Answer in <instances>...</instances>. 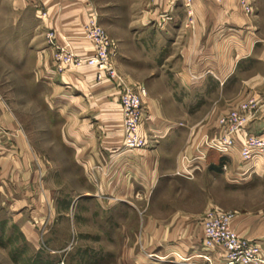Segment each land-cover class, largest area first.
Segmentation results:
<instances>
[{"label":"rangeland","instance_id":"1","mask_svg":"<svg viewBox=\"0 0 264 264\" xmlns=\"http://www.w3.org/2000/svg\"><path fill=\"white\" fill-rule=\"evenodd\" d=\"M92 1L98 12V24L122 55L120 62L114 61L116 74L126 86H140L146 96L167 101L169 94L152 69L165 63L163 70L177 71L180 45L168 44L169 37L155 40L151 29L141 28V11L147 0ZM249 2L253 6L249 16L256 28L255 36L261 39L255 53L260 55L264 52V0ZM8 7L0 6V102L22 134L32 174L30 182L24 185L21 176L11 174L7 179L0 172V264H153L154 258L140 250L138 236L152 223L157 228L173 219L205 211L202 222L206 212L215 207L264 220V176L246 184L232 181L228 175L230 160L217 173L209 170L206 158L190 164L194 168L190 176L175 173L183 157L192 160L197 151H204L201 141L210 136L201 133L191 137L194 154L186 152L188 135L174 136L171 154L165 153L166 150L159 152L160 168L166 177L153 192L144 194L142 201H136L132 195L126 198V204L109 205L107 196L96 194L89 187L88 179L76 164L71 137L62 136V129L68 126L65 127L62 113L52 105L51 93L44 90L37 76V53L51 48L41 24L44 13L29 10L13 13L8 12ZM253 74L264 75L262 61L241 72V78ZM173 95L182 105L200 102L199 94L181 91ZM221 97L219 92L208 93L206 102L200 108L197 105L199 110L193 111L192 117L183 114L182 108L176 115L166 113L178 122L199 128L195 126L205 124L201 120L210 115L214 106L221 108ZM250 99L255 98L245 101ZM232 110L218 116L217 124ZM131 139L122 136L123 148H151V142L136 148ZM172 154L176 156L174 166ZM216 157L221 158L215 152Z\"/></svg>","mask_w":264,"mask_h":264},{"label":"crops","instance_id":"2","mask_svg":"<svg viewBox=\"0 0 264 264\" xmlns=\"http://www.w3.org/2000/svg\"><path fill=\"white\" fill-rule=\"evenodd\" d=\"M3 5L9 6L8 12L13 13L26 10L43 12L41 24L45 37L49 32H54L57 38L59 35L70 37L79 55L91 53L92 48L81 37L82 28L90 18L100 27L92 0H0V6ZM190 10L191 14L188 15L187 9L179 2L147 0L141 11V28L151 29L155 40L160 36L169 37L168 44L180 45L177 55L180 67L177 71L163 70L165 63L152 69L158 73L160 85L169 94L168 100L149 96L142 99L145 122L141 135L147 144L151 142L150 149L123 148L119 95L111 84L97 83L95 71L86 67L58 74L54 68V50L47 47L37 53V76L44 90L51 93L49 98L52 105L62 113L65 127L68 126L62 129V136L71 137L76 164L88 179L89 187H93L96 194L107 196L109 205L126 204V198L132 195L136 201H142L146 197L144 194H150L151 190L153 192L166 177L160 168L159 152L166 150L165 153L171 154L174 136L188 135L186 152L190 150L194 154L191 137L199 133L218 136V116L249 97L257 100L258 110L248 123L247 132L264 136V75L253 74L241 78V72L247 71L256 61L264 64V52L260 55L255 53L261 39L255 36L256 28L250 18L253 6L250 16L243 13L237 0H221L219 3L214 0H193ZM262 47L264 49V41ZM161 49H165V46ZM120 60L122 55L117 53L114 61ZM181 91L193 96L199 94V108L206 102L207 94L214 91L222 95L224 102L220 101L223 104L221 108L214 106L210 115L201 120L205 124L199 123L195 126L199 128H192L166 113L169 111L176 115L182 108L183 114L192 117V112L199 110L197 102L183 106L176 100L173 94ZM22 139L8 110L0 102L1 176L8 179L11 174H16L22 177L25 185L30 182L28 179L32 170ZM238 150L239 144L227 158H214L215 152L209 151L205 164L209 170L218 173L228 159L232 162L229 178L245 184L263 177L264 156L244 164ZM175 158L172 154L173 166L176 165ZM204 212L192 215V218L173 219L157 228L152 223L150 228L142 229L138 234L140 250L154 258L153 264H204L199 260L183 261L202 249L201 218ZM234 213L231 223L233 231L256 242L264 255V220ZM218 253L217 250L212 252L214 264L220 260ZM164 258L170 260L164 262Z\"/></svg>","mask_w":264,"mask_h":264},{"label":"built area","instance_id":"3","mask_svg":"<svg viewBox=\"0 0 264 264\" xmlns=\"http://www.w3.org/2000/svg\"><path fill=\"white\" fill-rule=\"evenodd\" d=\"M170 1L181 3L187 9V14H191L190 6L193 0ZM214 1L221 2V0ZM237 2L245 15L251 14L252 8L249 0H237ZM46 39L54 50L53 62L58 74L86 67L95 71L97 83L106 82L115 88L119 95L122 134L131 137L136 148L145 147L146 140L141 135L145 122L142 107V99L146 97L145 90L140 86L135 88L126 86L116 74L113 66L117 56L115 44L93 18H90L82 28L81 37L92 48L89 55H79L70 37L59 35L57 38L54 32H49ZM254 100L250 99L237 105L228 115L220 118L218 136L204 137L201 141L204 151H197L192 160L186 156L183 157L175 173L190 176L193 171L190 164L197 160L204 161L207 152L213 151L222 158H227L237 144H239V158L244 164L264 156V136L249 134L246 129L258 110V102ZM221 168L225 169V164ZM234 216V212L208 210L202 221V249L198 254L184 258L183 261L199 260L204 264H214L212 252L217 250L220 256L218 264H264L261 247L253 240H248L233 231L231 223Z\"/></svg>","mask_w":264,"mask_h":264},{"label":"trees","instance_id":"4","mask_svg":"<svg viewBox=\"0 0 264 264\" xmlns=\"http://www.w3.org/2000/svg\"><path fill=\"white\" fill-rule=\"evenodd\" d=\"M211 153V152H210ZM222 164V160L220 161V165Z\"/></svg>","mask_w":264,"mask_h":264}]
</instances>
